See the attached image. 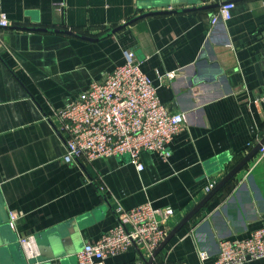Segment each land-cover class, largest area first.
<instances>
[{"label":"crops","instance_id":"1","mask_svg":"<svg viewBox=\"0 0 264 264\" xmlns=\"http://www.w3.org/2000/svg\"><path fill=\"white\" fill-rule=\"evenodd\" d=\"M233 1L232 18L213 25L222 0H0L13 24L0 29V264H78L120 207L149 202L170 231L264 137V0ZM127 50L162 103L186 114L185 129L169 157L143 151L141 171L128 156L67 164L56 112L123 65ZM257 159L153 263L154 252L132 247L106 264H204L200 251L213 262L221 241L264 225ZM31 235L40 254L28 260L20 238Z\"/></svg>","mask_w":264,"mask_h":264},{"label":"built area","instance_id":"2","mask_svg":"<svg viewBox=\"0 0 264 264\" xmlns=\"http://www.w3.org/2000/svg\"><path fill=\"white\" fill-rule=\"evenodd\" d=\"M233 0H222L211 23L228 21L233 16ZM12 22L0 12V29H9ZM126 62L116 67L103 80L95 81L64 108L56 112L59 132L65 134L64 162L82 165L100 157L128 156L138 170H143L140 154L154 151L167 158L170 144L187 124L184 113L172 112L162 103L157 87L141 69L133 51H125ZM177 72L166 77L174 80ZM264 102V96L257 100ZM257 163H264V145L257 154ZM151 203L126 210L118 208V224L100 240L87 244L78 253V264H106L105 259L128 251L132 247L154 252L165 240L169 230ZM170 213V212H168ZM171 214V213H170ZM20 214L10 213V226L16 227ZM28 260L39 256L34 235L20 238ZM204 264H244L264 257V225L246 238L221 241L213 262L210 254L200 251ZM162 264H189L166 260Z\"/></svg>","mask_w":264,"mask_h":264},{"label":"water","instance_id":"3","mask_svg":"<svg viewBox=\"0 0 264 264\" xmlns=\"http://www.w3.org/2000/svg\"><path fill=\"white\" fill-rule=\"evenodd\" d=\"M170 13L169 10L167 11H161V12H151L148 14H144L140 16V18H145L150 15L154 14H167ZM127 26V25H126ZM125 27L122 26V28ZM120 29V28H119ZM68 34H72L75 36L82 37L84 39H91L89 37L82 36L80 34H77L72 31H68ZM264 145V137L251 149V151L230 171L226 174V176L177 224L175 228L169 231L167 237L165 240L157 247V249L154 251L152 256V263L153 260L161 253V251L166 247V245L180 232L181 229H183L189 222L204 208V206L219 192L221 191L224 186L229 183L245 166L248 165L250 161H252L257 154L259 153V150Z\"/></svg>","mask_w":264,"mask_h":264}]
</instances>
